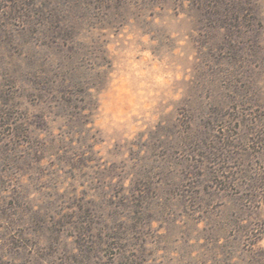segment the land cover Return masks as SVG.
I'll list each match as a JSON object with an SVG mask.
<instances>
[{
    "label": "rangeland",
    "instance_id": "rangeland-1",
    "mask_svg": "<svg viewBox=\"0 0 264 264\" xmlns=\"http://www.w3.org/2000/svg\"><path fill=\"white\" fill-rule=\"evenodd\" d=\"M0 264H264V0H0Z\"/></svg>",
    "mask_w": 264,
    "mask_h": 264
}]
</instances>
